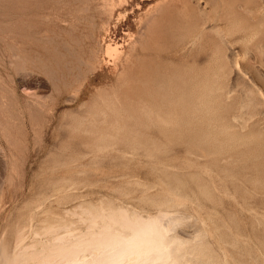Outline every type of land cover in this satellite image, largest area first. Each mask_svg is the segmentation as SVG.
<instances>
[{
    "label": "rangeland",
    "instance_id": "1",
    "mask_svg": "<svg viewBox=\"0 0 264 264\" xmlns=\"http://www.w3.org/2000/svg\"><path fill=\"white\" fill-rule=\"evenodd\" d=\"M109 213L264 264V0H0L2 263L91 261Z\"/></svg>",
    "mask_w": 264,
    "mask_h": 264
},
{
    "label": "bare ground",
    "instance_id": "2",
    "mask_svg": "<svg viewBox=\"0 0 264 264\" xmlns=\"http://www.w3.org/2000/svg\"><path fill=\"white\" fill-rule=\"evenodd\" d=\"M106 54L108 57L110 56L113 59H116L120 55V50L118 49L117 46H115V47L107 46ZM121 213H123V212H121ZM102 214L100 213V215H102ZM111 214L115 215L116 213L111 212ZM111 214L109 213L108 215L113 217L114 215L112 216ZM122 216H120L122 223H120L119 221L117 222L115 216H114L115 220L113 218L112 219L115 221V223H117V224L120 223L119 224L120 227L124 231H127V234L125 232V234L123 235L121 232L114 231L115 229L112 231L113 228L111 229L110 227H107V228L103 227L104 229H102V231H98V233H97L98 238L95 239L93 236L91 237L96 242V246H94V248L96 247L100 252L99 255L95 254L96 255L95 258H93L91 255V261H90V258L87 260V262L81 260V258H79V255H78L79 249L81 247H79V245H78V247H76L74 244H73V246H71L69 248H65L66 245H64V247H62L64 243L59 244L60 246H57L56 249L53 246L54 247L53 251L51 250L52 252L50 251V253H53L54 249H55L56 251L54 252V256H55V258H57V259L54 258L55 261L58 260V258L59 259L61 258L65 264H166V262L169 258V253H168V249H167V246L165 243V235L166 234L161 230V228H160L161 226H159L160 224H158L160 222H157V221H141V220H139V218L138 219L136 218L135 221L130 222V221H128L129 219H126V214H125V217H124V215H122ZM111 217H108V218L111 219ZM102 218H104V217H102ZM117 219H118V215H117ZM132 220H134V219H132ZM108 225L109 224L104 225V226H108ZM165 226H163V227H165ZM165 229H166V227H165ZM52 230H53V228H52ZM52 230H51V232H52ZM165 232H166V230H165ZM49 233H50V231H49ZM60 238L63 239L62 237H60ZM60 238L58 237L59 241H61ZM69 238H71V237H69ZM78 238L77 239L75 238L74 240L78 241V243L80 244V240H78ZM81 239H83V238H81ZM67 240H68V238H67ZM86 240H87V238H86ZM172 240H174V239L172 238ZM63 241H61V242H63ZM91 241H92V239H90V242ZM167 241H169V240H167ZM56 242H58V241L56 240ZM61 242H59V243H61ZM81 242H82V240H81ZM83 242H87V241H83ZM83 242L81 244H83ZM54 243H55V241H54ZM69 243H71V242H69ZM74 243L76 244L75 241H74ZM88 243H86V244H88ZM93 243L94 242H92L91 246H93ZM171 243H173V242H171ZM89 245H88V248H89ZM83 246L86 247L85 244ZM169 247H170V244H169ZM81 250H83V249L81 248L80 251ZM86 251L90 252V248H89V250L86 249ZM171 251H173V250H171ZM24 252L25 251H23L22 253L24 254ZM26 252H27V250H26ZM93 252H94V249H93ZM42 254H43V252H42ZM7 255H9V254H7ZM17 255L19 257L20 254H17ZM25 255H26V253H25ZM35 256H38V255L37 254L33 255V259L35 258ZM49 256H46L44 258L45 259L47 258V260L48 259L50 260ZM171 256H172V253H171ZM1 257L3 258V261L0 260V264H3L2 262H4V259H8V258H6V257L4 258L3 256L0 255V258ZM20 257H22V256L20 255ZM27 257H29V256H27ZM31 257H29V258H31ZM23 258L25 259L26 257L23 256ZM23 258H22V262H24L23 264H25V260H28V259L26 258L23 261ZM44 258H41V260H38L39 261L38 263H40V261L42 262V260H44ZM9 259H10V257H9ZM51 259H52V261L54 260L53 256ZM61 259H60V261L58 260L60 264L62 262ZM19 260H20V258H19ZM19 260L16 256L15 258H13L11 264H19ZM47 260H45V262ZM169 260H168V262H169ZM22 262L20 264H22ZM171 262H173V261H171ZM26 263H27V261H26ZM9 264H10V261H9Z\"/></svg>",
    "mask_w": 264,
    "mask_h": 264
}]
</instances>
